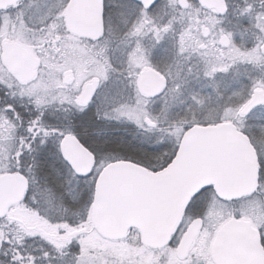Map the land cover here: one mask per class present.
<instances>
[{"label":"snow or ice","instance_id":"obj_1","mask_svg":"<svg viewBox=\"0 0 264 264\" xmlns=\"http://www.w3.org/2000/svg\"><path fill=\"white\" fill-rule=\"evenodd\" d=\"M13 6L14 17L0 15V178L21 192L15 204L0 202V264H264V0H242L238 11L231 0ZM230 12L239 41L224 24ZM79 13L91 16L80 22ZM17 27L25 64L14 71ZM229 74L237 87L224 82ZM97 120L159 133L142 149L160 163L141 164L150 175L140 193L172 214L158 232L145 222L96 236L108 156L107 142L90 143ZM190 133L205 138L199 153ZM72 149L87 152L91 167L82 170ZM17 208L37 223L25 224ZM241 236L258 243L259 261L230 252Z\"/></svg>","mask_w":264,"mask_h":264},{"label":"water","instance_id":"obj_2","mask_svg":"<svg viewBox=\"0 0 264 264\" xmlns=\"http://www.w3.org/2000/svg\"><path fill=\"white\" fill-rule=\"evenodd\" d=\"M13 5L16 0H6ZM91 13L76 14L80 22L89 19ZM10 67L15 71L25 64V47L16 41H9ZM191 145L194 153H199L205 144V138L190 133ZM74 162L86 170L92 165V158L83 150L72 149ZM194 170L185 169L184 173ZM150 175L145 168L131 161H112L106 164L104 177L101 179L102 206L95 213L94 223L97 233L104 238H114L122 233L127 235L129 226L141 227L145 222L151 223L154 232L161 226L168 224L172 214L153 202L141 197L140 193L146 188V178ZM21 192V186L15 179L0 178V202L15 204ZM249 237L236 238L230 245V252L240 259L259 261L261 250L258 243L252 246Z\"/></svg>","mask_w":264,"mask_h":264},{"label":"trees","instance_id":"obj_3","mask_svg":"<svg viewBox=\"0 0 264 264\" xmlns=\"http://www.w3.org/2000/svg\"><path fill=\"white\" fill-rule=\"evenodd\" d=\"M255 2L257 6H259V0H255ZM231 6L232 9L238 11L239 7L242 6V0H231ZM236 19V16L233 15L232 12H230L224 24L228 28L237 30L236 39L237 41H239L241 39L240 29L236 23ZM230 21L231 23H229ZM242 23L247 24L248 20L244 18ZM244 40L248 43L249 46H251L252 37L250 33L244 37ZM154 59H158V57H155ZM248 67L250 66L240 65L239 71L243 73ZM237 79L244 78L240 76ZM228 81H232L234 87L238 86L236 84V81L233 80L231 74H229V76L225 77L224 79V82ZM194 86L199 87V84L194 83ZM92 132L94 133V135L90 143L93 145V147L99 149L101 147H104L105 143L107 142L108 156H106V162L127 160L139 165L143 164L148 166L160 163V161L157 162L158 160L155 158V155H145L142 151L145 145H154V142L157 140L159 133H152V135H150L149 133H143L133 123L130 122H109L104 120L95 121ZM112 156H115L116 158L111 159ZM126 157H130V159ZM136 161H139V163H137ZM29 243L32 247H37L40 242L35 240L30 241Z\"/></svg>","mask_w":264,"mask_h":264},{"label":"rangeland","instance_id":"obj_4","mask_svg":"<svg viewBox=\"0 0 264 264\" xmlns=\"http://www.w3.org/2000/svg\"><path fill=\"white\" fill-rule=\"evenodd\" d=\"M3 14H8L9 16H13L14 17L15 14H16V8L14 6H12V8L10 10L9 9L3 10V11H1L0 15H3ZM25 19H27V17H25ZM10 41H16V42H18L19 44H21L22 46L25 47L24 37H23V34H22L21 29L19 27H17V30H16V37L11 39ZM0 77L6 78V73L0 72ZM157 162H159V160ZM17 212L21 215L22 220H23V222L25 224L32 225V224L37 223V218L35 216H33L30 212H27V211H25L24 209H21V208H17ZM96 236L101 241L104 239L97 232H96ZM37 241L40 242L39 240H37Z\"/></svg>","mask_w":264,"mask_h":264},{"label":"flooded vegetation","instance_id":"obj_5","mask_svg":"<svg viewBox=\"0 0 264 264\" xmlns=\"http://www.w3.org/2000/svg\"><path fill=\"white\" fill-rule=\"evenodd\" d=\"M250 122H252V121H250ZM150 135H152V133Z\"/></svg>","mask_w":264,"mask_h":264}]
</instances>
